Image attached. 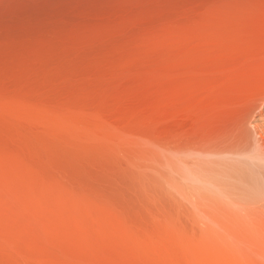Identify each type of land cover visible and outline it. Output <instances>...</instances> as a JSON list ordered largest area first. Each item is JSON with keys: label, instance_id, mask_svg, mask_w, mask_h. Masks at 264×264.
<instances>
[{"label": "rangeland", "instance_id": "obj_1", "mask_svg": "<svg viewBox=\"0 0 264 264\" xmlns=\"http://www.w3.org/2000/svg\"><path fill=\"white\" fill-rule=\"evenodd\" d=\"M263 47L264 0H0V264H264Z\"/></svg>", "mask_w": 264, "mask_h": 264}, {"label": "bare ground", "instance_id": "obj_2", "mask_svg": "<svg viewBox=\"0 0 264 264\" xmlns=\"http://www.w3.org/2000/svg\"><path fill=\"white\" fill-rule=\"evenodd\" d=\"M246 35H247V34H246ZM246 35H245V36H246ZM245 36H244V37H245ZM253 37H254V36H253ZM245 39H246V38H245ZM248 41H249V40H248ZM245 42H246V40H245ZM254 42H255V41H254ZM242 43H243V42H242ZM244 44H245V43H244ZM248 44H249V42H248ZM254 44H255V43H254ZM242 46H243V45H242ZM244 46H245V45H244ZM251 46H252V45H251ZM248 48H249V47H248ZM263 48H264V47H263ZM261 50H262V49H261ZM251 158H252V157H251ZM255 160H257V159L255 158ZM258 160H259V159H258ZM262 200H263V199H262ZM261 203H262V202H261ZM263 203H264V202H263ZM262 205H263V204H262ZM263 206H264V205H263Z\"/></svg>", "mask_w": 264, "mask_h": 264}]
</instances>
